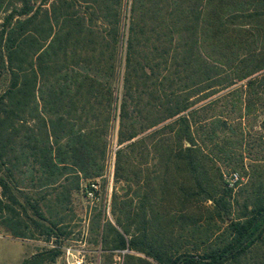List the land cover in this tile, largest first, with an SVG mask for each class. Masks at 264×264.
Wrapping results in <instances>:
<instances>
[{"label":"trees","instance_id":"1","mask_svg":"<svg viewBox=\"0 0 264 264\" xmlns=\"http://www.w3.org/2000/svg\"><path fill=\"white\" fill-rule=\"evenodd\" d=\"M0 77V226L47 243L19 264L56 262L115 128L102 251L264 264V0H0Z\"/></svg>","mask_w":264,"mask_h":264},{"label":"rangeland","instance_id":"2","mask_svg":"<svg viewBox=\"0 0 264 264\" xmlns=\"http://www.w3.org/2000/svg\"><path fill=\"white\" fill-rule=\"evenodd\" d=\"M4 81L0 77V88L2 87ZM260 117L258 118V120ZM258 120L253 119L248 123L249 138L252 142H261L260 146L255 144L254 154L258 153L259 156H264V133H262L258 129ZM261 137L262 140H259ZM259 140V141H258ZM109 143V152L106 161V170L101 178H97L95 180H90L88 182H98L99 184V199L97 201H90L83 195V191H78L74 194L73 199V220L69 222L68 230L71 233L64 237L62 244L60 245L61 254L57 258L54 264H68V261L72 260L73 257L70 254H67V248H71V252L74 255H78L80 253L83 255L84 261L90 262V264H107V260L109 264H123L124 263V255L128 252L127 249L123 250H113L110 252H105L100 249V245H96L93 242V236L89 231L91 219L97 213L99 209L102 208V216L106 219L112 221L111 218V193L113 189V181L108 177L110 169L112 170V165L109 166L111 160L114 161L115 150L118 148L116 144V128L113 129L111 134L108 137ZM260 150V151H259ZM247 155V154H246ZM252 156V155H251ZM249 157V156H248ZM245 158L244 162L249 163L250 157ZM260 168H264V163L260 165ZM232 173H237L238 179L233 183L235 185V189L240 188L244 183L247 182L248 176L244 175L241 170L233 171L227 173V180ZM239 182V183H238ZM232 186V185H231ZM7 232L3 227L0 226V235H4L0 237V260L2 263L5 261L7 264H15L13 262L18 255L23 251V247H21L20 243L15 240H11L6 237ZM10 236V235H9ZM42 237L39 240H30L25 239L29 242V247L31 252L39 248H43L47 246V243L42 241ZM23 241V240H22ZM55 247L54 243L50 245V247ZM126 250V251H125ZM124 251V252H123ZM28 255L27 257H29ZM108 256V259H107Z\"/></svg>","mask_w":264,"mask_h":264},{"label":"built area","instance_id":"3","mask_svg":"<svg viewBox=\"0 0 264 264\" xmlns=\"http://www.w3.org/2000/svg\"><path fill=\"white\" fill-rule=\"evenodd\" d=\"M113 167V161L111 160L109 166ZM108 177L110 178V180L112 181L113 179V169L109 171ZM238 179L237 173H232L229 178H228V182L230 185H233V183ZM85 197L87 199H89L90 201H97L99 199V184L98 182H91L85 189ZM67 254H70L73 259L68 261V264H90V262L88 261H84L83 259V255H81L80 253H78V255H74L71 252V248H67ZM126 251V250H125ZM124 252V251H123ZM95 264H98L95 263Z\"/></svg>","mask_w":264,"mask_h":264},{"label":"crops","instance_id":"4","mask_svg":"<svg viewBox=\"0 0 264 264\" xmlns=\"http://www.w3.org/2000/svg\"><path fill=\"white\" fill-rule=\"evenodd\" d=\"M6 235V234H5ZM4 235H0V237H2ZM6 237L10 238L11 240H15L18 243H20L21 247H23V251L20 253V255H18V257L13 261L16 262L15 264H19L24 258H26L28 255H31L33 252H31L30 247H29V242L27 240H21L18 238H13L9 235H6ZM6 261V260H5ZM2 263V260H0V264H7L6 262ZM13 264V263H12Z\"/></svg>","mask_w":264,"mask_h":264}]
</instances>
